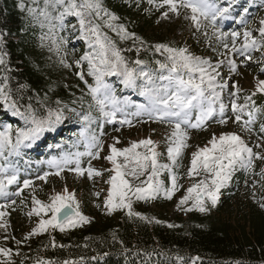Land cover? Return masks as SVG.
I'll return each mask as SVG.
<instances>
[{
    "label": "rangeland",
    "instance_id": "rangeland-1",
    "mask_svg": "<svg viewBox=\"0 0 264 264\" xmlns=\"http://www.w3.org/2000/svg\"><path fill=\"white\" fill-rule=\"evenodd\" d=\"M176 3L178 5L176 12H172L163 0H151V2L149 0H114L113 2L99 4V9L81 7L79 12L84 14V27L82 28L80 25L79 28L80 40L86 42L88 48L84 54L76 53L65 42L64 37L55 31L50 30L36 34L32 52L36 58H40L43 64L48 67L47 75L54 81H62L66 85L77 87L94 86L97 77H102L106 71L105 65L100 64V49L96 44V35L90 31L92 28L97 29L101 41L106 46L108 45L107 38L109 36L128 34L131 38L146 39V41H150L155 45H163L175 50L186 49L187 54L199 57L201 60L207 61L209 65L215 66L214 70L212 67L208 68V72L214 77L211 85L207 77L205 82L201 84L204 89V98L208 104L211 102L215 113L200 128V132H196L198 129L184 128L186 132L192 133H187L186 143L188 146L183 150L182 155L175 164L168 158L167 153L172 139L173 127L166 123L171 118L157 121L154 117L158 113L153 112L154 120L152 122L121 124L120 121H130V119L122 110V105L117 104V102L113 103L112 99L103 101V111L100 117L101 125L103 127L107 126V136L97 152L98 158L91 160L84 168H92L100 172L101 175L89 179L87 172L84 175H77L74 170H64L60 172L59 176L49 173L46 180H40L38 177L45 175L42 171L34 172L33 176L26 177L23 172L0 160V168L5 169V171L0 172V181L5 182V192L7 193V195H0V212L6 213V215L0 217V224L4 225V227H0V249L10 253L7 256L0 254V264H20V248L32 240L34 236L32 232L37 228L41 219L51 218V212L47 215L43 213L39 216L30 215L33 208L36 207L33 203L34 199L47 205L55 195H65V190H67V194H74L78 211L89 221L74 229H85L88 226L96 225L99 222L98 218L114 219L116 221L117 215L122 209H116L109 214L105 206L108 192L111 189V187L108 189L106 180L109 176V170L113 167V164L106 157L111 155L112 146L123 150L141 140L150 139L153 141L157 152L158 165L168 166L167 169L160 167L158 176L154 178V182L159 180L162 189L155 194V197H158L159 194L164 195V191L171 187L172 175L177 177V190L164 205L165 207H160L151 202L140 212L153 221H162L170 226L178 224L179 216H182L187 208H194L195 193L192 194V198L187 203H180L188 195V189L201 180L210 182L212 179V176L203 170L198 175L193 176H189L188 172L191 167L193 153L206 147L211 148L210 141L213 137L218 139L222 135L236 134L247 147L252 149L255 155L264 157V132L260 131L261 126L264 125V106L259 108L253 103L254 99H259L258 96L264 94L256 91L258 81L264 80V71H261L264 69V47H262L264 36L260 33V29L264 28V24L261 23L264 21V13L255 18L253 27L244 30V33H250V39L257 41L258 47L248 50L242 56L232 51L233 43L228 46L221 43L223 36L216 30L211 29L212 27L207 24L203 16L198 17L197 26L190 18L192 16L191 10L179 6V0H176ZM165 13H167V16H165ZM112 16H115L116 19L113 20ZM121 28H123V32L120 31ZM244 33L235 41L236 48H243L245 44ZM90 43H94L95 47L91 48ZM110 47L112 46L110 45ZM250 54L254 56L261 54L262 59H259L258 63L253 66L248 65L245 56ZM170 55L169 53L168 58ZM85 56L90 57L91 64L96 65V68H91L89 60L82 59ZM108 56L109 59H113L110 52ZM233 65H235V70L232 68ZM171 67L172 60L169 59L166 76L169 79H164L160 86H156L154 81H150L151 78H148L146 85L152 86V88L147 95L141 94V96L145 101H149V105L153 106L154 97L159 96L169 86H174L177 89L176 81L181 78L188 80L191 77L196 83H201L199 73H190L187 69L179 66L177 72H170ZM97 69L99 70L97 71ZM90 70L92 74H89ZM234 92L237 93L235 96L232 95ZM253 93L256 94L253 95ZM233 102L240 106L243 111L234 114L232 111ZM221 105L224 107L222 114L220 112ZM253 109H256V111L252 112ZM104 112H114L115 115L108 117L103 114ZM250 112H252L253 118L256 117L255 124L260 126L259 132L261 135L257 134L251 126V131L246 130L243 126V121L248 120L247 113ZM236 115H240V123L236 122ZM109 119H112L113 122L109 123ZM220 120H226L227 122L221 124L219 123ZM137 151L144 153L146 149L140 148ZM255 155L252 158L251 169L255 168V164L258 165V172L263 174L260 179L263 181L264 159H256ZM180 158L189 162L187 170L184 168V164L180 163ZM246 160L247 156H245ZM118 162L123 163V158H118ZM242 167L248 168L246 163L242 164L238 161L230 170L229 178L216 192L214 206L207 195L202 194L203 206L206 209L204 212L207 213L210 219H214L216 216L219 201L223 200L227 183L236 170ZM150 174L151 168L149 166L144 175L138 179L132 176H127L126 179L134 187H146L145 181H147ZM12 175L17 177V182L7 185V180ZM25 180L32 182L30 187H24ZM208 187L209 190H213L210 183ZM16 193H19V195H16ZM85 203L90 204V206L84 207ZM100 203L103 204L102 212L98 209Z\"/></svg>",
    "mask_w": 264,
    "mask_h": 264
},
{
    "label": "trees",
    "instance_id": "trees-1",
    "mask_svg": "<svg viewBox=\"0 0 264 264\" xmlns=\"http://www.w3.org/2000/svg\"><path fill=\"white\" fill-rule=\"evenodd\" d=\"M113 1L99 0V4ZM209 1L216 8L231 3ZM242 1L231 11L241 9ZM83 3L84 0H64L62 4L55 0H0V58L4 60L0 64V88L4 89L0 95V132L8 130L11 144L15 145L17 132L32 127L33 118L47 120L50 113L54 114L53 121L55 115L62 117L51 131L39 136L36 149L28 153L31 158H36L40 148L51 160L70 155L67 146L78 141L82 114L90 111L77 100V87L54 81L47 75L48 67L32 52L36 34L47 31V27L70 37V41L76 38L79 17H60L66 9L71 12L72 4L78 11ZM256 8L262 10L264 0H253L247 13ZM207 17L211 19L212 14ZM110 42L130 68L138 66L136 61L148 62L151 68L158 60L163 61L156 46L146 39L110 36ZM81 47L76 50L82 52ZM82 94L88 99L86 92ZM91 130L97 144L100 136L95 128ZM48 145H56L57 149L48 150ZM12 149L6 146L4 153ZM258 168L256 165L253 172L242 170L236 175L235 187L227 190L214 219L193 209L180 215L177 225L170 226L144 216L140 210L146 205L134 202L135 215L121 211L116 221L98 218L96 225L85 229H48L34 235L20 248V264H264V180ZM166 201L160 199L157 205L165 207Z\"/></svg>",
    "mask_w": 264,
    "mask_h": 264
},
{
    "label": "snow or ice",
    "instance_id": "snow-or-ice-1",
    "mask_svg": "<svg viewBox=\"0 0 264 264\" xmlns=\"http://www.w3.org/2000/svg\"><path fill=\"white\" fill-rule=\"evenodd\" d=\"M64 0H55L56 4H62ZM151 2V0H149ZM164 4L168 5L172 12H176L177 3L176 0H163ZM179 6H183L185 8H189L192 12V16L190 17L194 24L198 26V17L199 16H207V8L208 0H179ZM76 5H71V12L65 11L68 14L76 15L81 17L80 24L81 27H84V19L83 13L76 11ZM82 8L88 9H99V0H84V3L80 5ZM228 9H222L218 14L223 15V13L227 12ZM65 13L61 14V19L63 18ZM167 16V13H165ZM112 19L115 20L116 17L112 16ZM264 24V21L261 22ZM90 31L96 35V44L99 46V56L100 64L106 65L109 67V71L106 73L108 75H118L119 73L116 71L118 65H123V57L120 52L117 51L114 47H110L111 42H108V45L101 41L99 34L97 33L96 28L90 29ZM123 32V28L120 29ZM260 33L264 36V28L260 29ZM245 36V44L243 48H236V33H232L233 39V49L232 51L239 53L240 55H245V53L253 48H257V41L254 39H250V33H244ZM125 38H128L125 36ZM157 50L159 51L161 48L164 51L169 52L171 55L169 57L172 60V67L169 69L170 72H177L178 66L187 69L190 73H199L201 83H196L191 77L188 80L179 79L176 81L177 89L168 94V90L165 89V95L162 97H154L153 109L149 115L154 113H158L155 115V120L164 121L166 118H176V122L172 123L173 131L171 133V141L170 146L167 149L168 158L175 164L178 158L182 155L183 150L188 146L186 141L188 139L187 132L183 126L191 129H200L204 123L211 118L215 109L212 107L211 102H209L208 107L206 109L200 110L199 114L196 116V122L191 123L189 117L191 115V110L194 108L200 107V101L204 97V89L201 87V84L205 82V78L209 84L211 85V81L214 77L211 73L208 72V68L212 67L214 70L215 66L209 65L207 61L201 60L199 57H193L187 54L186 49H171L167 48L163 45H157ZM109 52L111 53V57L113 59H109ZM250 59L251 57H247ZM82 59L89 60L91 68H96V65L91 64L90 57H83ZM4 60L0 58V64H3ZM79 63V62H78ZM137 64H140V61H136ZM231 63V61H229ZM207 65V67H206ZM161 68L167 67V65H160ZM233 70H235V65L232 66ZM99 69H97L98 71ZM261 71H264L262 69ZM91 70H90V73ZM143 76H148V73H143ZM124 83L126 85H133L135 83L136 77L134 76L132 71L125 70L124 73ZM82 78V77H81ZM99 77H97V82L99 84ZM164 79H169V77H164ZM235 87V85H233ZM99 91V87L91 89V92L95 95ZM256 91L260 93H264V80H260L257 83ZM194 93V94H193ZM4 94V89L0 88V95ZM142 95H147L148 93H141ZM237 93H233L232 95H236ZM256 93H253L255 95ZM5 99L7 97L5 96ZM251 99V97H249ZM113 103H115V97H113ZM101 104V111H103V102H98ZM119 111V109H117ZM224 111L223 105L220 107L221 114ZM232 111L233 113L242 112L243 109L238 106L235 102L232 103ZM256 109H253L252 112H255ZM252 112L247 113L248 120L243 121V126L246 130L251 131L250 125L253 123V115ZM17 115H22L21 113H14ZM105 116L113 117L115 113H103ZM52 115L50 113L49 119L47 120H36L32 119L31 124L32 127L28 128L27 131L20 130L17 132V139L15 145L11 144L10 137L8 135V130L4 132H0V156H3L4 150L6 146H10L13 148V152L9 153L18 154L19 147L24 144V141H34L39 138L41 134L46 131L52 130V125L54 123H59L62 119L61 115H55V120L51 119ZM236 122H241L240 115H236ZM109 123H112L113 120L109 119ZM171 122V121H170ZM226 120H220L219 123H226ZM121 124L130 123V121H120ZM261 132H264V125L260 128ZM118 143V141H117ZM211 148H203L197 150L193 153L191 167L189 169L188 175H198L201 170L205 173H209L212 176L210 182H206L205 180H201L198 184L193 185V187L188 189V195L184 197L183 200L180 201L181 204L187 203V201L192 198V194L195 193V209L204 212L206 211L203 202L202 194H206L207 198L212 201L213 206L216 201V192L224 185L227 179L230 176V170L237 164V162L246 163L248 168L252 166V158L255 155L251 148L247 147L241 138L236 134H226L220 136L218 139L213 137L210 141ZM30 146V145H25ZM259 147V145H257ZM144 148L146 152L141 153L137 151V149ZM79 155H89L92 159H97V155H93L91 152L80 154ZM245 156H247V160L245 161ZM123 158V163L118 162V158ZM256 159H264L262 156L255 155ZM112 164L114 175L108 181L111 185V189L108 192V198L105 201V206L107 207L109 214L116 209H128V214L135 215L131 211L132 207V198L135 197L137 200L144 199H152L155 194L161 191V185L159 180H155L154 178L158 176V170L160 167L168 168L167 165H158L157 163V152L155 150V145L152 140L146 139L141 140L138 143H133L131 147L125 148L123 150L117 149L115 146L111 147V155L106 157ZM73 161L71 159H65L63 164L57 161H50L49 164L51 167L57 169L53 175H60L61 171H64V165L70 164ZM76 167L74 171L77 175H84L87 172L88 178L91 179L93 176L101 175L100 172L88 168L82 169L79 164V160L75 161ZM151 168V174L147 177L146 187L141 186H133L129 183V180L126 179L127 176H132L134 178H139L144 175L145 171L148 168ZM5 171V169L0 168V172ZM170 171V169H169ZM49 173H45V175L38 177L40 180H46ZM177 177L175 175L171 176V187L164 191L165 198L171 199L174 192L177 190L176 184ZM17 182V177L12 175L7 180V185H11ZM31 181L25 180L24 187L28 188L31 186ZM212 185L213 190H209L208 184ZM5 182L0 181V195H7L5 192ZM65 195L57 194L51 198V202L47 205L42 204L41 201L35 200L33 201L36 207L33 208L31 214H35L37 216L43 213L47 215L51 212L50 219H41L39 225L36 229L33 230L32 235H39L43 232H46L49 227L54 229H59L60 231H65L68 227H78L82 224L88 223V219L80 214L78 211V205H76L74 194H67V190H65ZM19 195V193H16ZM118 200V202H117ZM75 205V207H74ZM186 211H193V208H187ZM6 215L4 212H0V217ZM0 227H4L3 224H0ZM0 254L9 255L10 253L4 249H0ZM40 264H44V262H40ZM65 264H69V262L65 261Z\"/></svg>",
    "mask_w": 264,
    "mask_h": 264
}]
</instances>
